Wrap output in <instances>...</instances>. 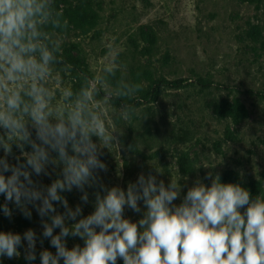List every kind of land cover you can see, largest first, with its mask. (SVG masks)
<instances>
[{
  "label": "clouds",
  "instance_id": "obj_1",
  "mask_svg": "<svg viewBox=\"0 0 264 264\" xmlns=\"http://www.w3.org/2000/svg\"><path fill=\"white\" fill-rule=\"evenodd\" d=\"M67 27L52 0H0V149L5 154L0 157V194L25 218L32 215L29 205L41 217L42 235L56 249L55 254L41 251V264H116L118 258L124 264H264V198L253 199L241 185L222 183L219 175L206 177L210 186L198 180L179 205L174 204L180 197L178 183L171 180L166 187L151 174H140L126 191L102 186L94 211L66 226L82 209L70 208L61 193L75 187L87 203L85 186L98 182L97 170H107L100 150L119 146L117 131L106 122V106L140 91L139 84L117 76L114 50L101 72L84 77L79 89L62 86L60 73L72 66L58 55L61 41L54 37ZM132 111L131 105H122L119 115L128 120ZM13 144L23 163L8 162ZM49 164L62 165V179L38 187L32 175H49ZM141 201L142 218H124L126 206L141 212ZM54 202L62 204L64 214L53 215ZM0 210L11 218L7 203ZM68 236L80 237L84 246L67 248ZM23 240L25 259L35 260L36 233L27 230ZM19 247L21 235L0 232V256H18Z\"/></svg>",
  "mask_w": 264,
  "mask_h": 264
},
{
  "label": "rangeland",
  "instance_id": "obj_2",
  "mask_svg": "<svg viewBox=\"0 0 264 264\" xmlns=\"http://www.w3.org/2000/svg\"><path fill=\"white\" fill-rule=\"evenodd\" d=\"M93 2L97 23L90 31L83 34L78 29H66L55 34L54 38L61 41L60 53L69 48L83 60L60 73L62 86L75 89L79 80L99 74L114 50L118 77L133 81L148 73L156 80L152 86L160 87L155 89V98L139 104L111 100L106 106V122L117 131L119 146L100 150L99 159L107 170H97L98 182L85 186L87 203L81 199L84 193L75 187L61 193L70 208L75 210L79 205L82 209L75 221L66 220V226L94 211L95 194H104L102 186L126 191L140 174L154 175L166 187L171 180L177 182L181 190L174 201L177 205L198 180L210 186L212 181L206 177L211 174L214 178L225 169L237 171L243 181L258 180L264 189V0ZM62 6L60 3V9ZM253 26L257 29L252 30ZM141 84L148 85L149 81L143 78ZM224 100L239 101L245 112L238 117L222 116L217 105ZM122 105L134 109L128 120L119 115ZM23 150L30 152L31 148L25 145ZM4 156L0 149V157ZM7 159L12 165L24 162L15 144ZM183 166L190 170L184 171ZM47 171L49 175H32L38 187L62 179V165L49 164ZM6 203L12 216L6 217L0 210V232L21 235L22 247L11 259L0 256V264H25L27 242L23 234L29 229L37 236L36 259L28 260L29 264H41L39 254L43 250L55 254L50 238L42 235V220L35 207L28 206L32 213L29 219L0 194V206ZM139 203L141 212L126 206L124 218L138 222L144 211L143 202ZM54 207L53 215L65 213L62 204L54 202ZM244 210L240 209L242 213ZM43 220L51 223L49 217ZM59 231L54 229L53 234ZM64 240L69 249L84 246L80 237ZM119 262L122 258L116 264Z\"/></svg>",
  "mask_w": 264,
  "mask_h": 264
},
{
  "label": "trees",
  "instance_id": "obj_3",
  "mask_svg": "<svg viewBox=\"0 0 264 264\" xmlns=\"http://www.w3.org/2000/svg\"><path fill=\"white\" fill-rule=\"evenodd\" d=\"M240 2H248L253 3L256 0H239ZM60 3L63 5L60 9ZM53 8L56 12L61 13L62 18L68 22L67 29H78L81 33H87L90 31L97 23V15L94 8L93 0H78L75 3L70 2V0H52ZM257 29L256 26L252 27V30ZM62 57L63 62L65 64H70L71 66L79 65L83 63V60L80 59L79 56L73 55L70 52L69 48H64V51L58 54ZM143 78L149 81L148 85L142 86ZM126 79V78H124ZM162 78L161 81H163ZM83 80V79H82ZM82 80H79V84L75 87L74 90L79 89ZM127 80V79H126ZM155 79L152 75L148 73H144L138 78L134 79L132 82H135L140 85V91L133 98H124V99H113L115 103L121 104H130L131 101L135 104H139L141 100H147L149 98H155V88L152 86V83L155 84ZM182 81V80H179ZM217 112L221 113L222 116H227L232 118L233 116L238 117L245 112L244 107L239 101H227L224 100L222 103L217 105ZM184 159V157L182 158ZM181 159V160H182ZM183 170L189 171L190 168H185L183 166ZM220 181L222 183H232V184H239L243 188L249 191L251 197L254 199L256 196H261L264 198V189L261 183L258 180H249L243 181L241 180L237 171L232 169H225L220 174ZM25 264H29L28 260H25ZM117 264H124V262H119Z\"/></svg>",
  "mask_w": 264,
  "mask_h": 264
}]
</instances>
